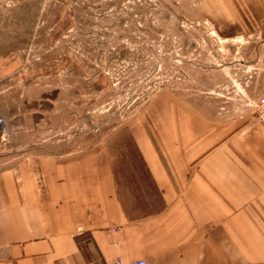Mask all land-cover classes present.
I'll return each instance as SVG.
<instances>
[{"label":"rangeland","instance_id":"1","mask_svg":"<svg viewBox=\"0 0 264 264\" xmlns=\"http://www.w3.org/2000/svg\"><path fill=\"white\" fill-rule=\"evenodd\" d=\"M263 95L264 0H0V112L55 111L30 135L2 118L10 164L41 151L33 143L105 146L137 195L126 179L145 174L139 148L166 110L225 139L264 126L254 107ZM25 140L30 149L13 145Z\"/></svg>","mask_w":264,"mask_h":264},{"label":"crops","instance_id":"2","mask_svg":"<svg viewBox=\"0 0 264 264\" xmlns=\"http://www.w3.org/2000/svg\"><path fill=\"white\" fill-rule=\"evenodd\" d=\"M164 113L139 148L145 174L126 179L137 195L105 146L64 153L44 141L12 164L0 155V264H264V126L216 138L182 110ZM54 115L0 112L17 136Z\"/></svg>","mask_w":264,"mask_h":264},{"label":"built area","instance_id":"3","mask_svg":"<svg viewBox=\"0 0 264 264\" xmlns=\"http://www.w3.org/2000/svg\"><path fill=\"white\" fill-rule=\"evenodd\" d=\"M255 114L259 119V122L261 124H264V95L259 98L257 102H255ZM0 124L3 126V131H0V146H2V143L4 142V132H5V125L4 121L0 118ZM130 264H148L147 260L145 259H139L134 260Z\"/></svg>","mask_w":264,"mask_h":264},{"label":"bare ground","instance_id":"4","mask_svg":"<svg viewBox=\"0 0 264 264\" xmlns=\"http://www.w3.org/2000/svg\"><path fill=\"white\" fill-rule=\"evenodd\" d=\"M0 131H2V125L0 124Z\"/></svg>","mask_w":264,"mask_h":264}]
</instances>
